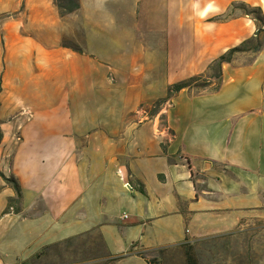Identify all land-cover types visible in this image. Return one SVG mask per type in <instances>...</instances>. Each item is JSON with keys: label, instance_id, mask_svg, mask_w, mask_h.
<instances>
[{"label": "crops", "instance_id": "0c3cea01", "mask_svg": "<svg viewBox=\"0 0 264 264\" xmlns=\"http://www.w3.org/2000/svg\"><path fill=\"white\" fill-rule=\"evenodd\" d=\"M80 1L62 17L55 0H0V264H51L45 248L90 234L147 264L264 221V41L223 64L218 90L139 115L254 37L244 11L222 17L264 0H215L207 19L196 0ZM78 29L81 51L62 43Z\"/></svg>", "mask_w": 264, "mask_h": 264}, {"label": "rangeland", "instance_id": "374dc122", "mask_svg": "<svg viewBox=\"0 0 264 264\" xmlns=\"http://www.w3.org/2000/svg\"><path fill=\"white\" fill-rule=\"evenodd\" d=\"M245 10L246 7L242 4L234 7V12ZM253 10L248 9L250 12H254ZM3 16L7 15L3 14ZM256 23L257 26L262 25L261 22ZM83 39V33L78 29L76 30V37H64L62 43L77 49L83 45ZM260 39L264 41V30ZM247 57L250 58L251 56L248 55ZM217 73L216 66L207 69L203 73L205 77L198 81V84L205 83L206 79H210ZM211 82L212 84L208 87H194V90L202 91L206 88L211 90L217 86L218 80L212 78ZM165 105L167 103H158V100L148 103L140 107L141 113L139 115L151 117ZM161 119L164 120L165 116L162 115ZM43 253L48 257L51 264H140L137 259L102 255V242L100 237L94 234L70 238L50 245L43 250ZM144 255L147 264H264V221L251 220L243 231L207 236L158 251L145 252Z\"/></svg>", "mask_w": 264, "mask_h": 264}, {"label": "trees", "instance_id": "16d2710c", "mask_svg": "<svg viewBox=\"0 0 264 264\" xmlns=\"http://www.w3.org/2000/svg\"><path fill=\"white\" fill-rule=\"evenodd\" d=\"M55 3L58 7L59 14L64 17L76 10H78L81 7V1L80 0H55ZM238 4H242L244 7H246V10L244 11L245 14L250 15L256 22H261L262 25L257 28V31L255 33V36L252 37L251 39H248L241 43L238 46L232 47L228 49L225 53L221 54L218 56L216 59L213 60V62L209 65V69L212 68L213 66L217 67L218 73L214 76H211L210 79H206V82L203 84H198V81L202 80L205 76L202 74H198L192 77H189L187 79L181 80L179 82L173 83L169 86L168 88V93L167 96L164 98H161L158 100V103H165L169 99L173 97L175 93L178 91L184 89V88H194V87H208L209 85L212 84L211 80L212 78L217 79L218 83L217 86L211 89V91H216L219 89L221 85V80H222V67L225 62H232L233 58L235 57V54L239 52H253L257 53L263 46V40L260 39V36L264 30V12L262 7L260 6H252L247 3L241 2V3H233L232 6L229 8L228 12L225 14L224 17L226 18L234 13V7H236ZM248 9H254V12L248 11ZM3 15H0V22L1 19L3 18ZM221 18V17H220ZM252 46H249V45ZM76 49V48H74ZM76 50H80L81 48H77ZM201 91V90H199ZM2 130L0 128V142L2 139ZM4 179L7 180L9 183H11L17 193V201H19V198L22 196V191H21V186L17 179L14 176H9L6 177L4 176Z\"/></svg>", "mask_w": 264, "mask_h": 264}, {"label": "clouds", "instance_id": "9594fccd", "mask_svg": "<svg viewBox=\"0 0 264 264\" xmlns=\"http://www.w3.org/2000/svg\"><path fill=\"white\" fill-rule=\"evenodd\" d=\"M194 8L197 9V15L201 18V19H207L209 16V13H218L220 10L218 7L215 6V0H208V3L205 5V7L200 10V4H199V0H196V3L194 4ZM205 30L206 31H212L215 28V24L214 23H209L206 24L205 26Z\"/></svg>", "mask_w": 264, "mask_h": 264}, {"label": "built area", "instance_id": "2783aa9c", "mask_svg": "<svg viewBox=\"0 0 264 264\" xmlns=\"http://www.w3.org/2000/svg\"><path fill=\"white\" fill-rule=\"evenodd\" d=\"M127 185H129V183H127ZM11 209H13V208L11 207Z\"/></svg>", "mask_w": 264, "mask_h": 264}]
</instances>
